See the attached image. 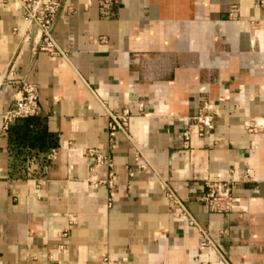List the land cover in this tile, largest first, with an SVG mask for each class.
Segmentation results:
<instances>
[{
    "label": "crops",
    "instance_id": "0c3cea01",
    "mask_svg": "<svg viewBox=\"0 0 264 264\" xmlns=\"http://www.w3.org/2000/svg\"><path fill=\"white\" fill-rule=\"evenodd\" d=\"M260 1L117 0L105 12L63 0L52 35L65 56H52L17 3L0 0V125L20 81L37 86L36 114L0 127V264H264ZM200 98L216 109L212 126L184 139ZM124 108L110 134L107 111ZM216 179L237 207L209 210L205 181Z\"/></svg>",
    "mask_w": 264,
    "mask_h": 264
},
{
    "label": "built area",
    "instance_id": "2783aa9c",
    "mask_svg": "<svg viewBox=\"0 0 264 264\" xmlns=\"http://www.w3.org/2000/svg\"><path fill=\"white\" fill-rule=\"evenodd\" d=\"M6 3L8 0H1ZM17 3L21 18L25 22V30L27 34L34 32L36 36V48L48 52L50 55H62L64 52L57 45L52 35V25L54 22L55 12L63 0H13ZM101 11H107L112 4L117 0H97ZM263 2L262 0L260 1ZM37 86L29 81H20L17 94L9 107L1 114V129H6L8 123L17 117H26L34 115L37 112L36 105ZM127 109H122L121 113H113L107 111L108 120L107 126L110 134L114 133L116 129L123 130L127 122ZM216 113L215 107L209 99L200 98V103L197 111L191 116L192 123L186 127L181 135L185 139L191 132L197 135H202L207 131L213 123V117ZM192 126V127H191ZM84 154L90 158H95L96 161L102 162L110 167L111 161L107 155L100 152L93 147H87ZM142 166V164H140ZM108 178L98 179L99 182H110L112 177L111 169L107 172ZM207 191L202 196L205 204L211 211H224L237 207L238 196L233 192L230 181L224 179H216L212 181H205ZM164 202L171 207H175V214L179 219L185 222L186 225L195 227L198 232L199 245L204 246L209 242L208 237L203 229L199 226L196 219L191 215L182 200L168 187L164 191ZM103 264H130L124 257H111L109 255H102ZM48 264H59L57 261Z\"/></svg>",
    "mask_w": 264,
    "mask_h": 264
}]
</instances>
